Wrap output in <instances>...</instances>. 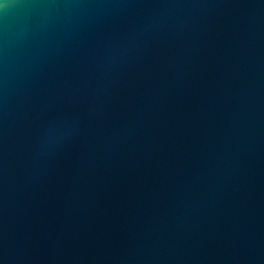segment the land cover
I'll list each match as a JSON object with an SVG mask.
<instances>
[{
    "label": "water",
    "instance_id": "water-1",
    "mask_svg": "<svg viewBox=\"0 0 264 264\" xmlns=\"http://www.w3.org/2000/svg\"><path fill=\"white\" fill-rule=\"evenodd\" d=\"M0 264H264V0H0Z\"/></svg>",
    "mask_w": 264,
    "mask_h": 264
}]
</instances>
